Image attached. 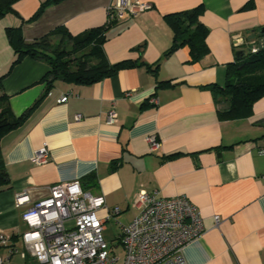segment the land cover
<instances>
[{"label": "crops", "instance_id": "obj_1", "mask_svg": "<svg viewBox=\"0 0 264 264\" xmlns=\"http://www.w3.org/2000/svg\"><path fill=\"white\" fill-rule=\"evenodd\" d=\"M47 1L18 0L13 13L0 17V96L10 97L17 117L42 99L23 125L0 140L11 183L0 193V233L25 250L22 215L31 204L16 205L25 191L36 202L55 185L80 182L105 197L100 219L108 209H121L111 220L119 235L140 212V192L158 191L186 197L201 214L204 233L185 248L188 264H264V97L251 116L222 120L219 112L228 104L204 88L225 84L227 66L239 52L264 47V0H132L151 8L116 21L104 53L110 64L137 66L92 85L57 81L49 91L40 83L49 71L45 62L26 58L11 69L15 52L8 31L19 28L27 43L57 29L78 36L104 26L117 0H62L32 20ZM200 6L209 54L191 63L189 49L181 47L166 57L174 33L165 17ZM65 95L68 101L59 103ZM113 109L118 122L108 125ZM154 134L160 148L151 152L147 137ZM44 145L50 159L37 166L32 157ZM0 258L3 264L32 263L11 247H0Z\"/></svg>", "mask_w": 264, "mask_h": 264}, {"label": "built area", "instance_id": "obj_2", "mask_svg": "<svg viewBox=\"0 0 264 264\" xmlns=\"http://www.w3.org/2000/svg\"><path fill=\"white\" fill-rule=\"evenodd\" d=\"M151 8L148 4L132 0H117L108 9L107 23L136 17ZM242 41V40H241ZM244 44V43H243ZM251 53L259 48L251 47ZM69 95L59 103H66ZM156 103L155 98L151 99ZM76 119H82L77 115ZM118 115L113 109L108 113L107 124L115 125ZM151 152L160 148L157 135L147 137ZM264 155V146L259 148ZM50 150L47 145L39 149L32 162L43 166L49 162ZM43 199L33 202L29 191L16 196V205L31 206L22 218L28 230L22 234L24 251L20 252L12 240L0 233V247H11L12 253L31 257V264H188L185 248L204 233L203 221L197 207L186 197L166 198L158 191H141L138 196L139 214L133 221L122 227L117 237L124 250V258L113 254L104 233L107 224L121 214L120 208L108 209L104 219L98 216L106 208L103 195L85 190L80 182L61 183L48 189ZM220 219L216 217L218 226ZM118 248V247H116ZM4 260L0 258V264Z\"/></svg>", "mask_w": 264, "mask_h": 264}, {"label": "trees", "instance_id": "obj_3", "mask_svg": "<svg viewBox=\"0 0 264 264\" xmlns=\"http://www.w3.org/2000/svg\"><path fill=\"white\" fill-rule=\"evenodd\" d=\"M17 1L0 0V17L13 13V5ZM60 1L62 0H48L32 20L37 19L47 6ZM247 8L251 7L247 6ZM202 14L203 7L200 6L165 17L174 33L173 45L166 52V57L181 47L189 49L191 63L200 62L209 54L208 29L201 21ZM113 24L115 21L78 36H73L67 30L57 29L32 43L25 41L19 28L10 29L8 36L15 52L11 69L26 58L45 62L49 71L40 83L46 84L49 91L57 81L75 85H92L115 76L123 69L136 67L137 63L132 61L110 64L106 59L104 53L106 33ZM160 87L161 84L158 88ZM204 88L214 93L217 102L228 104L227 109L219 112L220 119L239 120L251 116L254 104L264 97V47L257 53L244 52L236 62L228 65L226 82L223 86L213 84ZM41 100L17 117L10 107V97L2 94L0 96V140L23 125ZM173 156L176 155L171 157ZM10 185L8 171L0 159V193L10 189Z\"/></svg>", "mask_w": 264, "mask_h": 264}, {"label": "rangeland", "instance_id": "obj_4", "mask_svg": "<svg viewBox=\"0 0 264 264\" xmlns=\"http://www.w3.org/2000/svg\"><path fill=\"white\" fill-rule=\"evenodd\" d=\"M119 232H120V229L115 225L113 221H110L107 224V231H105L104 237H105V240L109 243V245L112 246L111 248L114 249V251L112 252V256L113 254H115L118 257L123 259L124 250L122 247L119 246V242L117 240ZM121 262H119L118 264H121Z\"/></svg>", "mask_w": 264, "mask_h": 264}, {"label": "water", "instance_id": "obj_5", "mask_svg": "<svg viewBox=\"0 0 264 264\" xmlns=\"http://www.w3.org/2000/svg\"><path fill=\"white\" fill-rule=\"evenodd\" d=\"M261 33L264 34V29L262 30ZM243 53H244V51H241V52L238 53V59L240 58V55L243 54Z\"/></svg>", "mask_w": 264, "mask_h": 264}]
</instances>
